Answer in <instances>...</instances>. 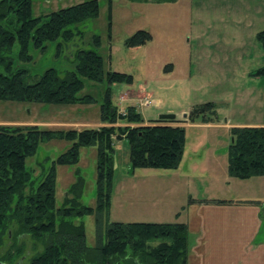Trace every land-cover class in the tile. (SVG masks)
Instances as JSON below:
<instances>
[{"label": "rangeland", "instance_id": "1", "mask_svg": "<svg viewBox=\"0 0 264 264\" xmlns=\"http://www.w3.org/2000/svg\"><path fill=\"white\" fill-rule=\"evenodd\" d=\"M82 1L32 0V14L45 16ZM97 1V17L69 26L80 31L71 40L59 38L46 42L42 51L30 44V62L19 60L17 41L7 55L13 61V68L28 69L26 81L32 83L47 68H55L61 75L74 70L75 53L95 49L103 57L105 71L131 74L132 82L108 84L105 78L98 82L83 79L79 95H91L94 99L91 103L0 100V124H38L48 129L96 127L88 123L100 121V105L107 88L118 110L135 105L145 121L164 113H173L177 119L184 120L187 116L183 117L180 112L188 115L195 106L212 102L216 121L185 129L187 153L182 155L176 169H131L126 139H113L110 206L102 226L112 221L178 222L195 232L196 237L202 231L208 232L209 227L211 230L217 227L230 230L229 239L239 243L237 248H244L250 242L248 227L258 219L262 220L259 236L264 235V174L235 177L230 175L227 163L230 128L264 122V77L253 75L255 70L264 67V48L256 37L264 30V0ZM137 30L149 32L151 39L139 46L126 47L125 39ZM93 35L100 36L99 47H93ZM0 72H5L1 65ZM183 122H186L182 123L184 127L202 124ZM124 124L125 121L117 123ZM69 145L70 142L58 139L39 143L35 154L26 159L33 186L40 182L42 172L49 169L51 161ZM77 175L84 181L81 203L94 207V146L81 148L78 163L56 165L57 205ZM80 221L84 224L86 244L93 246L97 227L95 213L75 218V222ZM11 242V239L5 240L0 255ZM159 242L153 240L149 245ZM14 245L13 254L23 245L21 256L0 264H28L36 251L29 236L19 237ZM210 246L203 243L195 249V252L200 250L203 261L214 254ZM36 247L41 249L38 244Z\"/></svg>", "mask_w": 264, "mask_h": 264}, {"label": "trees", "instance_id": "2", "mask_svg": "<svg viewBox=\"0 0 264 264\" xmlns=\"http://www.w3.org/2000/svg\"><path fill=\"white\" fill-rule=\"evenodd\" d=\"M98 12L97 0H84L45 16H33L32 0H0V65L5 70L0 72V100L91 103L94 101L91 95H79L83 79L98 82L105 78L108 84H130L131 74L105 71L103 57L95 49L78 50L74 70L61 75L55 68H47L32 83L26 81L28 69L13 68V61L7 55L17 41L19 60L30 62V44L42 51L46 42L59 38L69 41L80 34L69 26L95 18ZM256 37L264 48V30ZM150 39L149 32L137 30L125 39L124 45L135 47ZM91 40L93 47L101 45L99 35H93ZM253 75L264 76V67ZM100 112V121L107 125L48 129L38 124H0V247L5 240H12L0 255V262L21 256L23 245L14 254L12 248L19 237L29 236L36 251L28 264H187L189 232L184 223L112 221L102 226L110 206L113 139H126L131 169H176L186 142L185 127L179 124L185 120L152 119L145 124L135 105L118 110L109 88L105 90ZM216 118L212 102L195 106L186 117L192 123H213ZM118 121L126 124L117 125ZM230 135L227 151L230 175L240 178L263 175L264 126H234ZM53 139L66 140L70 145L51 161L40 182L33 186L26 159L35 154L39 143ZM89 146L96 148L95 206L81 203L84 181L78 175L57 205L56 165L78 163L81 148ZM92 213L97 222L96 243L88 246L84 224L75 222V218ZM153 240L160 242L149 245Z\"/></svg>", "mask_w": 264, "mask_h": 264}, {"label": "crops", "instance_id": "3", "mask_svg": "<svg viewBox=\"0 0 264 264\" xmlns=\"http://www.w3.org/2000/svg\"><path fill=\"white\" fill-rule=\"evenodd\" d=\"M260 77H264V76H260ZM181 114L183 113L180 112V115ZM184 120L187 119L184 118ZM144 123L146 124L147 121L144 120ZM182 123L185 124L186 122H182ZM182 123H180L179 125H182ZM78 124L80 123H75L74 125L80 126ZM82 124L84 126L87 123H82ZM88 124H93L96 126L103 125V123H101L100 121L96 123H88ZM211 124L213 123L186 124L185 129L187 127H192V126L195 127L198 125L203 126V125H211ZM250 125L264 126V122L251 123ZM186 153L187 150L186 148H184L183 155H186ZM260 213H261L260 210H258L259 219L262 218L260 216ZM261 221L262 220L257 219L256 223L253 226L248 227V237L250 242L244 248H237V244L239 243L235 242L234 240L232 241L233 238L229 239V237H231L229 235L230 230L220 229L217 227L216 228L214 227V230H211L212 227H209L210 229L206 227L208 232L202 231L200 233V236L199 233L197 232L198 233L197 237L195 236V232L188 230L189 232L188 237L190 238H188L189 252L187 257V264H264V235L259 236V232H258L259 230H261L262 227ZM237 232L238 230L236 231L235 234H237ZM190 234L194 236L191 237ZM203 243L211 244V246L213 247L214 254L210 258L213 259L212 261H209L210 259L203 261L201 258L200 250H197V252H195V249L196 248L199 249L203 245ZM208 249L209 248H207V250Z\"/></svg>", "mask_w": 264, "mask_h": 264}, {"label": "water", "instance_id": "4", "mask_svg": "<svg viewBox=\"0 0 264 264\" xmlns=\"http://www.w3.org/2000/svg\"><path fill=\"white\" fill-rule=\"evenodd\" d=\"M182 116L186 117L187 114L183 113ZM175 118H176V115L173 113H164V114H160L157 119H159V120H173Z\"/></svg>", "mask_w": 264, "mask_h": 264}]
</instances>
